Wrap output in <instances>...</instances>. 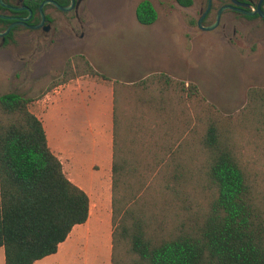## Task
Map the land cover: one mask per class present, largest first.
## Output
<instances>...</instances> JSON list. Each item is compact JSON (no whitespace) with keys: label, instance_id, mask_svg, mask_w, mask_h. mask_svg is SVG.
<instances>
[{"label":"trees","instance_id":"16d2710c","mask_svg":"<svg viewBox=\"0 0 264 264\" xmlns=\"http://www.w3.org/2000/svg\"><path fill=\"white\" fill-rule=\"evenodd\" d=\"M136 19L144 26L156 23L158 12L151 1L138 4ZM79 60L86 69L81 70ZM82 75L109 80L78 54L67 61L59 84ZM114 89L113 264L117 249L120 264H264V216L235 154L232 126L226 123L231 118L209 104L196 83L186 84L166 73H152L131 84L114 81ZM32 102L19 93L0 94V247L6 264H34L55 254L74 226L88 220L90 211L88 194L70 181L51 151L42 121L30 110ZM118 104L125 131L120 145ZM248 113L255 130L264 132V88L249 90L239 115ZM179 120L186 136L172 151V139L165 135ZM135 123H140V132H148L149 140L158 134L154 146L165 152L163 157L151 146L148 153L155 161L172 164L177 184L197 182L200 166L202 174L204 167L208 169L215 198L200 227L186 228L185 221L169 233L160 231L159 237L148 232V210L139 200L142 187L127 193L131 176L142 185V174L129 160L135 149L126 150L123 143ZM197 156L204 159L200 166ZM124 253L130 256L129 263Z\"/></svg>","mask_w":264,"mask_h":264},{"label":"rangeland","instance_id":"374dc122","mask_svg":"<svg viewBox=\"0 0 264 264\" xmlns=\"http://www.w3.org/2000/svg\"><path fill=\"white\" fill-rule=\"evenodd\" d=\"M141 1L87 0L80 12L83 25L76 27L78 35L85 36L83 39L78 36L73 46L44 45L43 49L36 47L30 52H0V94L15 92L32 98L33 102L44 99L63 79L67 61L78 54L86 56L100 73L126 84L153 73L144 71L158 68L186 84L196 83L205 100L224 117L231 118L226 123L232 126L235 154L264 216V132L255 130L250 113L239 115L247 105L249 90L264 88V21L226 11L216 29L203 31L198 20L207 0H191V5L178 0H149L158 12V19L155 24L144 26L136 19V8ZM228 2L213 0L204 25L214 23L217 10ZM79 63L81 70L86 69L83 60ZM133 126L123 143L126 150L135 149V156L130 154L129 160L142 174V185L131 176L127 193L142 187L144 193L139 200L148 210L145 214L149 220L148 232L159 237L160 231L169 233L185 221L186 228L200 227L215 198L214 187L205 173L208 169L204 167L202 174L203 156L196 157L200 166L198 181L177 184L172 164L155 161L154 155L148 153L151 146L153 152H160L163 157L165 152L157 151L154 146L158 134L149 140L148 132L139 131L140 123ZM181 129L177 136L172 137V131L165 135L173 139L172 149L178 143L177 137L186 136ZM124 133L118 104V145ZM185 133L190 134L187 130ZM99 167L102 188H107L108 171L104 164ZM120 238L117 230V242ZM125 258L129 263L130 256L124 253ZM120 259L117 249L115 264H120Z\"/></svg>","mask_w":264,"mask_h":264},{"label":"crops","instance_id":"0c3cea01","mask_svg":"<svg viewBox=\"0 0 264 264\" xmlns=\"http://www.w3.org/2000/svg\"><path fill=\"white\" fill-rule=\"evenodd\" d=\"M144 72L163 73L159 68ZM108 78L79 76L59 84L52 93L31 105L30 110L42 121L49 147L61 161L66 176L90 199L88 220L74 226L55 254L34 264H113L112 164L116 79ZM170 127L172 137L179 135L182 120ZM182 139L176 138L178 143L172 151ZM170 141L172 143L173 139ZM99 164H104L108 171L107 188H102ZM0 264H6L3 247H0Z\"/></svg>","mask_w":264,"mask_h":264},{"label":"flooded vegetation","instance_id":"af4514ba","mask_svg":"<svg viewBox=\"0 0 264 264\" xmlns=\"http://www.w3.org/2000/svg\"><path fill=\"white\" fill-rule=\"evenodd\" d=\"M86 1L0 0V52H30L34 51L36 47L43 49L44 45H52L54 48L73 46L78 36L81 39L85 36L84 33L78 35L76 27L77 25H83L80 12L82 11V4ZM237 1L245 4L240 7L248 11L252 10L251 6L257 8L260 3V0ZM228 4L233 3L229 0L224 5ZM262 10L264 12V0L262 1ZM244 16L247 18H259L264 21V18L260 17L259 13L254 16Z\"/></svg>","mask_w":264,"mask_h":264},{"label":"water","instance_id":"95a60500","mask_svg":"<svg viewBox=\"0 0 264 264\" xmlns=\"http://www.w3.org/2000/svg\"><path fill=\"white\" fill-rule=\"evenodd\" d=\"M231 1L233 4L224 5V6L219 8L218 13H217V17H216V20L214 23H212L211 25L205 26L203 24V21H204L205 17L207 16V14L209 13V11L211 10V7H212V0H208L207 8L198 20V27L203 31H212V30L216 29L220 24L221 17L223 15V13L226 11H230V10L242 13L246 16H254V15H256V13H259L260 17L264 18V12L262 10V1L263 0H260V3H259L257 8H254L253 6H251V8H252L251 11L245 10L244 8L240 7V6H244L245 4H242L237 0H231Z\"/></svg>","mask_w":264,"mask_h":264}]
</instances>
